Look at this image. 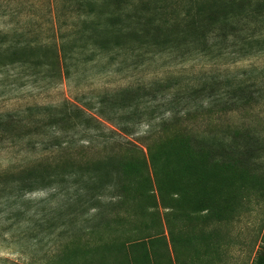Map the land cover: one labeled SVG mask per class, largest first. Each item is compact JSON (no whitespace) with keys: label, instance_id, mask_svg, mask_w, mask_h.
<instances>
[{"label":"rangeland","instance_id":"1","mask_svg":"<svg viewBox=\"0 0 264 264\" xmlns=\"http://www.w3.org/2000/svg\"><path fill=\"white\" fill-rule=\"evenodd\" d=\"M193 2L0 0V264H69L70 250L113 241L116 192L89 170L130 151L147 158L174 122L202 144L237 145L264 174V0L205 40L155 45L154 27ZM219 230L211 264H254L264 200Z\"/></svg>","mask_w":264,"mask_h":264},{"label":"trees","instance_id":"2","mask_svg":"<svg viewBox=\"0 0 264 264\" xmlns=\"http://www.w3.org/2000/svg\"><path fill=\"white\" fill-rule=\"evenodd\" d=\"M125 0H115L116 3ZM172 24L156 25L157 40L206 39L219 22L240 14L248 0H193ZM131 2V0H130ZM160 15L159 9L153 10ZM160 38V39H159ZM90 179L106 182L116 192V214L104 222L114 240L69 251V264H211L222 251L220 225L251 204L264 200V174L244 160L237 145L202 144L176 122L162 129L147 148V158L134 151L109 157L91 168ZM159 207L165 211L161 233ZM174 223L184 225L175 232ZM130 229L125 239L119 227ZM156 225V227H155ZM217 225L219 226L217 228ZM158 230L151 239L146 231ZM254 264H264V233Z\"/></svg>","mask_w":264,"mask_h":264}]
</instances>
